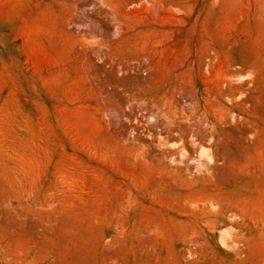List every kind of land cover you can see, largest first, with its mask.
Segmentation results:
<instances>
[{
  "label": "rangeland",
  "instance_id": "1",
  "mask_svg": "<svg viewBox=\"0 0 264 264\" xmlns=\"http://www.w3.org/2000/svg\"><path fill=\"white\" fill-rule=\"evenodd\" d=\"M0 264H264V0H0Z\"/></svg>",
  "mask_w": 264,
  "mask_h": 264
}]
</instances>
